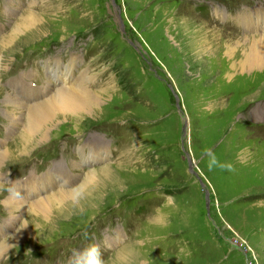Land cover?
I'll list each match as a JSON object with an SVG mask.
<instances>
[{"label":"rangeland","instance_id":"1","mask_svg":"<svg viewBox=\"0 0 264 264\" xmlns=\"http://www.w3.org/2000/svg\"><path fill=\"white\" fill-rule=\"evenodd\" d=\"M27 12L43 25L14 44L0 71V151H12L0 168V224L17 217L0 243L25 218L33 234L0 264H69L88 243L106 264L126 247L131 264H264V71L238 66L264 36L263 19L254 30L240 17H264V0H0V39ZM71 58V81L104 91L99 107L58 115L45 144L19 157L23 123L11 129L9 118L25 113H6L3 100L15 84L47 87L54 65L60 72ZM93 143L102 160L83 163L77 149ZM204 148L233 170L210 171ZM60 165L72 188L101 167L115 182L82 207L57 215L55 205L40 227L27 209L9 213L8 180L42 179Z\"/></svg>","mask_w":264,"mask_h":264},{"label":"bare ground","instance_id":"2","mask_svg":"<svg viewBox=\"0 0 264 264\" xmlns=\"http://www.w3.org/2000/svg\"><path fill=\"white\" fill-rule=\"evenodd\" d=\"M256 11L260 12V10ZM244 14L240 17L241 22L244 24L246 23L247 27L259 30V27L256 26V24L259 18L262 17L255 16L254 13L247 16H244ZM250 16L253 21L250 20ZM248 20L251 21V25L248 24ZM16 22L17 23L11 28L10 33L0 39V71H2L6 63L9 62V58H7L8 55L6 54L13 49L14 44L22 38L31 36L35 33L37 34L38 30L43 25L41 23L42 21H39L37 15L32 12L20 15ZM259 38L260 39L256 42L252 43L253 46L250 49L249 54L245 55L243 60L239 63L238 66L241 67L240 70L242 72L256 70L264 71V36H259ZM1 54H3V56ZM56 61L57 62L55 63H58V60ZM70 61L68 65L62 67V71L60 72L59 64L54 65V69L50 70L51 74L54 73L56 76L52 78L61 81L59 87H56L51 83L52 78L50 77L51 80L47 83L48 86L46 87V92L40 93L44 95L36 97L38 93L36 91L37 88L32 87V85H23V83L15 84L17 87L13 88L15 95L9 94L6 99L3 100V103H6L4 105L6 113H9V108L17 109L18 111H23L25 113L23 118L16 117V119L14 118L15 116L9 118L11 129L19 126L21 127L23 123V129L14 143V147L16 146L15 149L21 153L19 154V157L25 156V154L30 151L29 148H32L33 145L41 146L45 144L46 140H48V127L55 122L58 115L61 114L62 117L65 118L67 116L80 117L99 107L102 97L104 96V91H90V89L85 86L90 83L88 81L89 78H83L79 82H72L68 77V73H70L69 70L73 66V58H71ZM50 86L52 88L48 89ZM50 90L53 92L51 93ZM20 92L22 95L29 96L27 98V103H23V101H20L21 99L19 100L17 98ZM30 92L32 97L35 96L34 102L30 101ZM262 110H264V108H262L261 111ZM98 145L100 144L93 143L79 146L77 152L79 154L78 156L85 157L83 163L98 162L102 160V156L99 157L97 150H101L103 147H96ZM11 153L12 151L11 149L9 150V148L0 151V168ZM78 164V162H73L69 167L72 169L73 167H78ZM62 166L59 170L55 169L49 171L47 174L45 173L42 179L40 178L41 176L37 177L34 175L22 180V183L8 180L10 182L9 185H11V190L9 191L5 204L9 213L11 214V212L14 213V211L27 209L26 212L28 219H33V217H35V222L38 220L44 222L48 218V215L53 213L55 205L59 206L56 207L58 209L55 211L57 215H60L59 211L62 213L66 210L64 209L63 211V209H60L65 205L82 207L85 203H89L92 200V197L94 198V196L98 195L106 183L112 184L115 182L114 176L109 174L110 168L108 167H101L99 170L93 169L88 171L78 187L75 188L77 191L83 192V196L79 200H74V188L71 186L73 184V178L68 176L67 171H65V166ZM0 179L4 180L1 173ZM64 184L67 185V188ZM16 220L17 217L13 215L7 220L9 221L7 224H5V222L0 224V237H2V233H5L9 229L11 224L10 221L15 222ZM25 221L12 237L5 238L0 243V260L7 249L23 243L26 238L25 236H28L30 232L33 234V225H31L29 221L28 223ZM37 223V227H40V223ZM133 252L132 249L126 247L122 251L116 253L112 262L115 260V264H131L137 257Z\"/></svg>","mask_w":264,"mask_h":264},{"label":"clouds","instance_id":"3","mask_svg":"<svg viewBox=\"0 0 264 264\" xmlns=\"http://www.w3.org/2000/svg\"><path fill=\"white\" fill-rule=\"evenodd\" d=\"M202 154L205 157L206 166L210 171L215 168H219L221 171L233 170L231 163L222 161L212 149L204 148ZM73 193L74 200H79L83 196V192L77 191L75 188L73 189ZM84 237L87 239V232L84 233ZM69 264H106V260L97 244L88 243L80 249L72 250Z\"/></svg>","mask_w":264,"mask_h":264},{"label":"water","instance_id":"4","mask_svg":"<svg viewBox=\"0 0 264 264\" xmlns=\"http://www.w3.org/2000/svg\"><path fill=\"white\" fill-rule=\"evenodd\" d=\"M188 161L190 162L189 158H188Z\"/></svg>","mask_w":264,"mask_h":264}]
</instances>
